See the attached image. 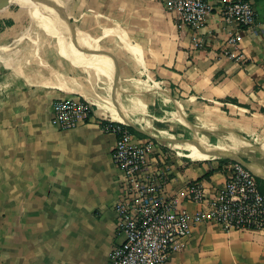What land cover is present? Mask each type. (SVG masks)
<instances>
[{
	"label": "crops",
	"instance_id": "0c3cea01",
	"mask_svg": "<svg viewBox=\"0 0 264 264\" xmlns=\"http://www.w3.org/2000/svg\"><path fill=\"white\" fill-rule=\"evenodd\" d=\"M208 1L214 9L197 29L162 0L53 2L65 23L66 39L60 37L70 44L57 39L48 76L0 74V264H112L123 240L115 210L121 172L107 123L130 116L141 141L148 133L162 139L156 138L174 166L168 192L197 181L213 197L227 164L238 162L194 158L195 147L176 144L211 147L212 137L238 136L228 147L254 149L250 156L214 149L240 156L244 165L260 153L264 163V0H248L257 14L251 28L227 21L219 0ZM238 34L239 44H230ZM73 94L91 101L93 118L62 130L52 123L53 103ZM155 166L151 158L148 169ZM201 207L180 206L190 213ZM179 245L166 264H264V229L204 222Z\"/></svg>",
	"mask_w": 264,
	"mask_h": 264
},
{
	"label": "built area",
	"instance_id": "2783aa9c",
	"mask_svg": "<svg viewBox=\"0 0 264 264\" xmlns=\"http://www.w3.org/2000/svg\"><path fill=\"white\" fill-rule=\"evenodd\" d=\"M162 1L195 29L205 23L214 9L208 0ZM218 8L227 21L237 20L245 28L256 23V10L248 0H219ZM240 40L238 34L229 42L238 45ZM93 113V104L85 96H64L53 103L52 123L70 130L90 121ZM104 129L116 135L112 156L121 172V194L115 210L123 240L111 252L112 264H166L179 251L180 241L191 236L195 225L204 222L225 230L264 229L260 177L244 164H227L225 183L213 197H208L197 181L172 193L166 187L172 180L174 166L156 138L149 136L141 141L126 123H107ZM151 158L156 166L149 170ZM185 201L202 207L190 213L180 208Z\"/></svg>",
	"mask_w": 264,
	"mask_h": 264
},
{
	"label": "rangeland",
	"instance_id": "374dc122",
	"mask_svg": "<svg viewBox=\"0 0 264 264\" xmlns=\"http://www.w3.org/2000/svg\"><path fill=\"white\" fill-rule=\"evenodd\" d=\"M30 2H31L30 0H15L14 2H12L13 4L10 5L9 8L6 7L8 8L7 10L5 8L1 10L2 12H0V17L4 21H6V24L5 25L2 24L0 28V74L6 72H19L24 75H30L38 78L39 75L41 74L48 76L50 72L48 64H54V60H57L58 58L54 48L55 46H58L57 39L61 41V43L64 42L63 44L66 45L70 44L69 42L63 40L65 36L62 33L63 31H61V29L59 28L61 27L59 23L55 22L54 20L52 21L49 17L46 18L45 16L41 15L37 8V5L35 3L32 4V2L31 3ZM63 3L64 0H59V4L63 5ZM68 10L70 14L74 15L75 6L70 5L68 7ZM4 11L7 13H5ZM55 14H56V18L60 22H62L61 16L56 10H55ZM48 27L49 29L52 28V33L58 37L54 38L50 36L48 32L44 29ZM60 35L63 38H61ZM167 129L169 128H165L166 132H168ZM169 134L170 136H172L173 131L169 130ZM170 136H164V137L165 138L168 137V139L170 140L174 138ZM228 137H229L228 139H223V140L221 139V142L217 138L215 139L214 137H212L211 140H209L210 143L209 145L212 148H220V147L225 148L227 146L228 149H233L238 151L240 150L249 151V153H247L248 154L247 156L251 155L250 153L254 149L252 150L246 147H237V148L228 147L231 146L232 144L234 145L235 140H233V138L240 139L238 136H233V135L232 136L229 135ZM248 139L251 140V138ZM238 143H243L246 146H248L243 141ZM179 145L181 146V144L174 145L176 146L175 149H178L177 146ZM190 146L195 147L196 145L194 144L191 145L190 143L188 145H185L186 148ZM196 150H197V146L193 148V153H195ZM253 156L256 157V162L258 163L256 162H248V163L254 164V166H256L260 170L264 169V167L259 164L261 163L264 165V163L262 162L263 160H260L261 159L260 153L253 154ZM263 156L264 154L262 155V158ZM194 158H202V157L200 156L197 157L196 155V157ZM220 159H221L220 156L211 155V158L209 160H211L212 162V161H220ZM252 171L256 173L254 170ZM260 177L264 179V177L262 176Z\"/></svg>",
	"mask_w": 264,
	"mask_h": 264
},
{
	"label": "bare ground",
	"instance_id": "6f19581e",
	"mask_svg": "<svg viewBox=\"0 0 264 264\" xmlns=\"http://www.w3.org/2000/svg\"><path fill=\"white\" fill-rule=\"evenodd\" d=\"M31 2H32V4L33 3H35L36 5H37V8H38V10H39V12H40V14L41 15H43V16H45L46 18H50L52 21L54 20L55 22H57V23H59V25L61 26V27H59L60 29H61V31H64V28H65V23L64 22H60L57 18H56V14H55V9H54V7L52 6V2H56V3H58L59 4V0H30ZM29 2V1H28ZM27 2V3H28ZM30 2V3H31ZM24 3V2H23ZM22 3V4H23ZM26 4V3H25ZM28 6V5H27ZM26 6V7H27ZM34 7H36V6H34ZM5 9V8H4ZM8 8H6V10H7ZM29 10V9H28ZM0 12H2V11H0ZM5 12V11H4ZM5 13H7V12H5ZM34 13H36V12H34ZM31 14V13H30ZM35 15V14H34ZM31 17V16H30ZM61 36V35H60ZM63 36V35H62ZM117 117V116H116ZM119 118V117H118ZM126 118V123L127 124H131V125H134V126H138L137 125V123L130 117V116H128V117H125ZM138 129H140V130H142V131H144L142 128H138ZM149 135H151V136H154V134H151V133H148ZM155 137V136H154ZM155 138H157L158 140H162L161 138H159V137H155ZM172 140L173 139H169V140H167L168 142H172ZM204 143V142H203ZM202 143V144H203ZM191 145L193 144V143H190ZM194 145H196V144H194ZM204 145V144H203ZM251 145V144H250ZM179 147H182V145L180 146L179 145ZM183 147H185V146H183ZM196 147V146H195ZM186 148V147H185ZM198 150H200V151H198ZM227 151V150H226ZM230 151V150H229ZM196 155H197V157L198 156H200V157H202V158H211V155H215V156H220V157H225V158H233V159H235V160H238V162L239 161H241L242 162V159H241V157L240 156H238V155H236V154H234V153H231V152H225V151H221V150H217V149H214V148H211V147H209L208 145L207 146H197V150L195 151V153H193L192 154V157H196ZM240 162V163H241ZM245 166H247L248 168H251L252 170H254L256 173V175L258 176V177H260L258 174H260L261 176H263L264 177V169H262V170H260V169H258L256 166H254V164H252V163H249V164H245Z\"/></svg>",
	"mask_w": 264,
	"mask_h": 264
},
{
	"label": "water",
	"instance_id": "95a60500",
	"mask_svg": "<svg viewBox=\"0 0 264 264\" xmlns=\"http://www.w3.org/2000/svg\"><path fill=\"white\" fill-rule=\"evenodd\" d=\"M15 0H0V10L4 9L5 7L9 6L12 2H14ZM52 5H54L55 3H51ZM149 136V135H148ZM152 137V136H151Z\"/></svg>",
	"mask_w": 264,
	"mask_h": 264
},
{
	"label": "trees",
	"instance_id": "16d2710c",
	"mask_svg": "<svg viewBox=\"0 0 264 264\" xmlns=\"http://www.w3.org/2000/svg\"><path fill=\"white\" fill-rule=\"evenodd\" d=\"M130 129L132 130L133 133H138V134L142 135L141 133H139V132H137L136 130H134L131 126H130ZM222 161L226 162V160H222ZM261 181H262V180L259 178V182H261ZM262 191H263V193H264V187H263V186H262Z\"/></svg>",
	"mask_w": 264,
	"mask_h": 264
}]
</instances>
